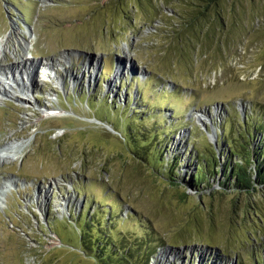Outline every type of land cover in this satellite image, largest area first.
I'll return each mask as SVG.
<instances>
[{"label":"rangeland","instance_id":"1","mask_svg":"<svg viewBox=\"0 0 264 264\" xmlns=\"http://www.w3.org/2000/svg\"><path fill=\"white\" fill-rule=\"evenodd\" d=\"M209 1L0 0L1 65L27 52L65 65L62 91L49 79L35 102L0 97V143L28 141L0 164L15 189L0 264H98L86 220L136 253L145 238L168 245L151 264L264 260V186H219L237 162L222 153L251 136L249 117L264 120V0ZM198 152L219 160L210 188L192 186Z\"/></svg>","mask_w":264,"mask_h":264},{"label":"trees","instance_id":"2","mask_svg":"<svg viewBox=\"0 0 264 264\" xmlns=\"http://www.w3.org/2000/svg\"><path fill=\"white\" fill-rule=\"evenodd\" d=\"M211 1L214 2V0ZM214 4L216 5V2H214ZM218 16H217V22L219 21ZM132 110L134 111L135 109ZM136 114L137 112L133 113L134 116H136ZM258 119L259 118L249 117L247 122L252 120V124H253L251 126V136H249V134L246 132L245 133L248 138H245L243 134H240L239 137H241V144L237 145L238 142L237 139L235 138L234 139L235 144L230 142V144L233 145L232 150L228 151L229 153H227V151L226 152L224 151L222 153L223 155L228 154V160L234 157L235 159H237V162H235L234 166L227 167L226 169L227 175L224 177L225 180L219 184V186L223 190L220 193L224 192L225 190L233 189L239 192H244L249 194L253 191L256 185L264 186V120H260V119L258 120ZM253 132L257 134L263 133V137L261 138V140H259L260 148L257 149L252 148ZM226 137L227 136L223 138L221 137L220 141L222 142L223 140L224 142ZM242 144L243 147L241 146ZM226 145L229 149L228 142H226ZM218 165H219V160L217 156L209 155L207 157V156H203L202 153L198 152L195 165L193 166L195 171L191 180L192 186L194 188H199L202 187L203 184H205V186L210 188L211 184H209L208 181L209 178H211L210 176L213 177L216 171H218L219 173L221 172L219 170ZM251 165L254 166L250 168ZM104 221L108 223L109 219H104ZM84 224H85L84 227L86 226L85 230L86 229L88 230V231L87 230L83 231L82 229L81 231L82 234L80 232L81 234L80 239L82 241V246L84 248V254H86V250H88L89 253H91V255L93 254L95 256L96 260L98 261V264H151V259L154 258L155 251L158 247H164V248L169 247L168 245L165 246L162 243L154 242L153 244L155 245V248H152L151 246L152 243L150 242L151 240L148 241V238L147 240L145 238L137 242L139 244L138 246L142 247V250L140 249V251L139 252L137 251L136 253L134 252L136 248L135 249L132 247L120 248L119 245H117V242L110 241V239L108 238L104 239L99 234L98 228L96 230L95 228L96 225H94V221L86 220ZM94 230L95 232L97 231L95 238L91 236L92 233L91 231ZM106 246L107 248H104ZM137 254H139V258ZM261 263L264 264L263 259L260 260V263L258 262V264Z\"/></svg>","mask_w":264,"mask_h":264},{"label":"bare ground","instance_id":"3","mask_svg":"<svg viewBox=\"0 0 264 264\" xmlns=\"http://www.w3.org/2000/svg\"><path fill=\"white\" fill-rule=\"evenodd\" d=\"M29 30V29H28ZM22 39V38H21ZM30 40H31V36L28 37V41L25 42L24 44V49L25 52L29 49L30 44ZM22 41L24 42V38L22 39ZM19 46H21V43H19ZM23 49V51H24ZM8 46L6 41L4 40H0V97H7L9 96L10 98H15V92H11L10 89H12V87L15 84V81H21L23 80V85L21 86H17L19 87V91L22 93H26L29 94L30 93V88L29 86L31 85L30 83L32 82L30 79V71L29 67H22L19 68L18 70H14L16 68V66H19L22 64V62H26L28 61L29 57L27 54H24L23 56H20L19 62L16 63H12L11 66L8 67H3L1 65V62L3 59H5L6 56V52H8ZM28 53V52H27ZM7 58V57H6ZM46 68H48L51 71V64L50 62L46 63ZM13 72L15 73V75H13ZM18 75V76H17ZM34 79V77H33ZM60 84V83H59ZM28 96L23 95L21 97V100H25L27 101ZM45 111V110H44ZM43 115L45 116H53L55 114H60L62 113V111H47L46 112H42ZM200 117H204L203 115H201ZM28 141L25 142H7L4 144L0 143V164L4 163L5 161L8 160H13L15 157H17L18 155H20L22 153V151L25 149V147L27 146ZM11 179H6L4 183H2L0 186H3L0 190V207H3V205H5V201H6V196H7V189L12 188L14 185V181H10Z\"/></svg>","mask_w":264,"mask_h":264}]
</instances>
